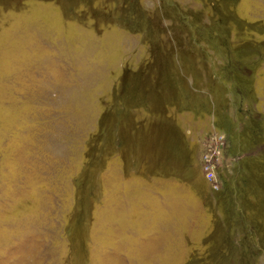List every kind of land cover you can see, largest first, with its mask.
<instances>
[{
	"label": "rangeland",
	"instance_id": "obj_1",
	"mask_svg": "<svg viewBox=\"0 0 264 264\" xmlns=\"http://www.w3.org/2000/svg\"><path fill=\"white\" fill-rule=\"evenodd\" d=\"M0 264H264V0H0Z\"/></svg>",
	"mask_w": 264,
	"mask_h": 264
},
{
	"label": "built area",
	"instance_id": "obj_2",
	"mask_svg": "<svg viewBox=\"0 0 264 264\" xmlns=\"http://www.w3.org/2000/svg\"><path fill=\"white\" fill-rule=\"evenodd\" d=\"M199 143L204 177L215 190H219L221 181L218 179V173L227 162L225 157V151L228 147L227 136L225 133L213 128L201 138Z\"/></svg>",
	"mask_w": 264,
	"mask_h": 264
},
{
	"label": "crops",
	"instance_id": "obj_3",
	"mask_svg": "<svg viewBox=\"0 0 264 264\" xmlns=\"http://www.w3.org/2000/svg\"><path fill=\"white\" fill-rule=\"evenodd\" d=\"M207 133L205 132V134L203 136H205Z\"/></svg>",
	"mask_w": 264,
	"mask_h": 264
},
{
	"label": "trees",
	"instance_id": "obj_4",
	"mask_svg": "<svg viewBox=\"0 0 264 264\" xmlns=\"http://www.w3.org/2000/svg\"><path fill=\"white\" fill-rule=\"evenodd\" d=\"M225 133V132H224ZM243 162V161H242ZM248 164V163H247Z\"/></svg>",
	"mask_w": 264,
	"mask_h": 264
}]
</instances>
